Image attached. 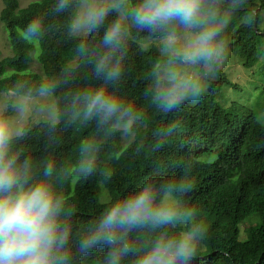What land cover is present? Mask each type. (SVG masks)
<instances>
[{
    "label": "trees",
    "instance_id": "1",
    "mask_svg": "<svg viewBox=\"0 0 264 264\" xmlns=\"http://www.w3.org/2000/svg\"><path fill=\"white\" fill-rule=\"evenodd\" d=\"M59 3L33 0L21 7L20 0H3L0 20L14 53L2 56L0 49V91L35 96L47 86L55 95L59 121L28 124L13 149L21 160L30 161L32 180L48 179L64 201L61 219L71 228L70 264H109L108 245L81 253L78 241L115 201L145 184H153L161 194L174 185L171 202L185 213V222L127 233L123 240L134 251L119 264H136L142 249L156 238L176 236L194 225L202 232L190 264H264V124L255 112L238 114L219 101L230 82L227 74L220 71L199 97L190 96L167 110L156 97L166 83L162 69L170 54L141 43L144 37L162 35L138 30L116 9L97 30L77 37L71 28L77 0L62 11H57ZM206 4L217 20L226 21L218 39L252 67L264 55V0ZM117 20L125 28L123 70L118 79L106 81L97 76L95 63L107 53L103 37ZM33 22L41 26L35 37L42 73L26 71L36 45L23 32ZM181 65L177 60L169 67L182 72ZM8 69L13 71L7 74ZM99 88L118 96L131 116L108 122L86 118L82 105L74 101ZM262 88L264 93V82ZM127 122L134 137L125 144L124 129L118 125ZM85 160L91 161L89 172L81 167ZM49 167L52 174L45 177Z\"/></svg>",
    "mask_w": 264,
    "mask_h": 264
},
{
    "label": "clouds",
    "instance_id": "2",
    "mask_svg": "<svg viewBox=\"0 0 264 264\" xmlns=\"http://www.w3.org/2000/svg\"><path fill=\"white\" fill-rule=\"evenodd\" d=\"M69 2L60 0L57 11L67 8ZM116 9H121L138 30L164 37L163 48L170 55L162 69L166 83L156 99L167 110L201 91L194 76L169 65L178 60L183 65L203 63L210 69L226 55V48L218 39L226 21L216 19L206 0H79L72 31L97 30ZM181 29L183 37L179 35ZM40 30V24L33 22L26 35L35 37ZM124 32L117 20L103 37L107 53L96 60L95 72L106 81L116 80L122 74ZM47 92V86L40 89L41 95ZM74 103L82 105L86 118H99L102 122L131 116V110L124 108L120 98L105 88L85 92ZM28 107L29 99L25 98L19 110L24 113ZM19 136L15 121L0 112V264H70L71 228L61 219L64 201L48 179L32 180L30 161L21 160L13 149ZM81 167L91 171V161L85 160ZM51 174L50 167L44 170L45 177ZM174 188L169 185L161 194L153 184H145L121 197L81 235L78 250L87 253L102 244L108 245L109 264H119L122 256L134 251L123 240L127 233L145 226L155 229L185 222V213L171 202ZM201 232L202 228L194 225L176 236H160L142 249L136 264H190Z\"/></svg>",
    "mask_w": 264,
    "mask_h": 264
},
{
    "label": "rangeland",
    "instance_id": "3",
    "mask_svg": "<svg viewBox=\"0 0 264 264\" xmlns=\"http://www.w3.org/2000/svg\"><path fill=\"white\" fill-rule=\"evenodd\" d=\"M31 1L33 0H20V6L24 7ZM3 5V0H0V11ZM78 7L79 0H77V10ZM5 28L4 22L0 20V49L2 56L14 53ZM72 34L77 37H84L87 36L89 32L77 33L72 31ZM23 35L34 40L36 45L34 60L31 62L30 67H28L26 71L34 70L42 73V66L38 60H36L38 59L37 56L40 51L39 40L37 37L27 36L26 32H23ZM179 35L183 37V29L180 30ZM145 38L147 37H144L142 38L144 40H141V43L145 48H148L151 45H157L164 50L163 36H159L157 38ZM224 46L226 48V55L221 62L217 64L218 68L213 65L212 68H205L203 70L199 64H182V72L195 77L201 88L199 94L195 95L199 97L201 93L206 91L209 80L211 78L218 77L220 71H224L230 82L226 83L223 87L218 97L219 101L226 107L234 108L238 114H240L242 110L245 112H255L258 119L264 124V108H262V104L264 103V93L262 88V83L264 82V55H261L259 60L252 67H246L243 63L241 55L235 51L230 44ZM12 71L13 69H8L7 74ZM25 98L29 99V107L26 112L21 113L19 110V104ZM0 112H3L15 121L20 134L28 124L39 121L55 123L60 119L55 95L50 91H48L47 94L41 95L40 93L35 96L18 94L14 91H0ZM118 126L124 129V143L126 144L130 142L134 137V134L130 129L131 123L127 122L119 124ZM105 192L106 188L102 184V200H105Z\"/></svg>",
    "mask_w": 264,
    "mask_h": 264
}]
</instances>
